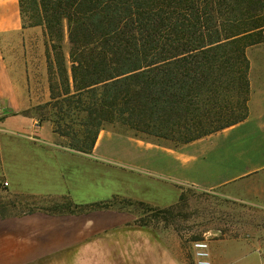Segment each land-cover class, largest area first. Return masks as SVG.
<instances>
[{
	"label": "trees",
	"instance_id": "obj_1",
	"mask_svg": "<svg viewBox=\"0 0 264 264\" xmlns=\"http://www.w3.org/2000/svg\"><path fill=\"white\" fill-rule=\"evenodd\" d=\"M19 3L23 28L42 25L47 36L51 92L47 105L63 106L77 98L88 113H96L89 122L95 132L76 147L80 151L91 153L101 130L108 126L178 148L248 116L251 63L247 50L263 42L264 0ZM66 39L70 65L63 52ZM62 86L64 90L59 91ZM62 106L58 113H63ZM181 189L180 201L168 208L136 202L169 217L186 199V190ZM52 204L54 210H30L87 214L135 203L116 194L98 202L77 204L67 199Z\"/></svg>",
	"mask_w": 264,
	"mask_h": 264
},
{
	"label": "crops",
	"instance_id": "obj_2",
	"mask_svg": "<svg viewBox=\"0 0 264 264\" xmlns=\"http://www.w3.org/2000/svg\"><path fill=\"white\" fill-rule=\"evenodd\" d=\"M24 30L27 29L23 28L19 0H0L2 98L14 100L22 90L5 62L3 40L7 35H22ZM261 64L264 66V60ZM255 85L251 80L249 114L243 121L178 148L148 141L144 147L133 143L143 155L139 159L126 153L121 157L126 163L118 162L120 155L112 149L116 139L110 135L100 134L93 152L87 155L58 144L55 133L37 118L0 113V186L14 195L55 200L69 196L81 178L85 181L89 177L96 184L99 176L103 180L109 178L110 182L105 183L112 186V179H119V167L127 164L130 173H137L138 176L132 174L144 186H148L145 180L153 176L168 189H174L178 199L182 185L202 190L228 189V196L237 199L240 196L232 193V186L249 178L264 177V85L258 91ZM222 138L226 141L219 142ZM105 141L106 148L101 149ZM205 159L212 165L208 176L199 177L187 171L193 163ZM125 191L129 193L127 198L150 203L135 196V190ZM255 196L254 204L264 208V192ZM122 218L114 210L87 214H55L43 209L12 212L0 202V264H54L72 259H97L98 264H190L180 239L155 237L142 228L128 229L125 236L98 237V255L68 254L72 248L88 245L96 232L125 224L126 221H120ZM210 246L213 264H262L264 260V252L250 239H218Z\"/></svg>",
	"mask_w": 264,
	"mask_h": 264
},
{
	"label": "rangeland",
	"instance_id": "obj_3",
	"mask_svg": "<svg viewBox=\"0 0 264 264\" xmlns=\"http://www.w3.org/2000/svg\"><path fill=\"white\" fill-rule=\"evenodd\" d=\"M25 29L27 30H24L22 35H7L3 40L2 49L5 62L10 68L16 83L22 85V90L14 100L8 97H0V113H20L26 117L37 118L48 130L55 133V140L58 144L85 153L76 149V147L83 145L87 141V137L89 135L91 137L95 132V127L90 125L89 122L95 119L96 113H88L83 108L85 105L77 104V98L70 100L71 104L66 103L63 106L56 104V102L47 105L51 101L50 69L46 46L47 36L42 25ZM69 50V41L66 39L63 43V52L68 65H70ZM247 55L251 63L250 84L251 80L253 85L255 81V88L258 91L264 85V81H261L264 72V66L261 64V60H264V39L262 43L248 48ZM61 83L62 81L59 79V86ZM71 89L74 90L73 83ZM62 90H64V86L59 87V91ZM61 106L63 107V113H58ZM60 115L63 117L57 121ZM120 130H123V128L117 127L114 129L112 126H108L100 132L101 135H110L116 139V142H113L112 149L113 152L120 155H116L119 163H126V160L121 158L126 153H130L139 159L142 157V150H138L134 144L144 147L145 141H156L155 137L143 136L145 139H140L134 137L129 131L123 133ZM224 141H226V138L219 140V142ZM107 143L105 141L101 149L106 148ZM166 143L173 144L170 141ZM91 153L86 154L90 155ZM211 168L212 165L208 159H205L193 163L190 170L187 171L195 176L202 177L208 176ZM121 169H124V171ZM130 172L131 170L127 168V164L120 166L118 170L119 179H112V186H107L105 183L110 182L111 179L109 178L103 180L99 176L97 184L91 181L89 177L85 181L81 178L77 189L69 193V196L56 198L55 200L14 195L0 186V202L5 203L7 210L12 212L25 211L31 208L54 210L52 208L53 202L62 203L67 199L82 204L111 199L116 195H112L113 192L125 197L129 194L125 191L127 188L135 190V196L145 198L150 202L145 203L159 209L168 208L171 204L180 201L174 189H168L157 178L150 176L149 181L145 180L148 186H144L142 180L133 175L138 176V174ZM124 175L126 177H123ZM141 176V178H145V176ZM241 183L230 188L233 190V194L240 196L237 199L228 196V189L202 190L195 186L182 185L186 190V199L181 202V207L176 209L174 214L169 217L159 216V213L155 211L150 212L147 210L146 205L143 206L136 202L140 200L131 198L135 203L134 206L113 209L121 213L123 218L120 221H126L125 224L102 233L96 232L88 245L80 249L72 248L68 251V254H71L72 257L78 254L98 255V237L125 236L126 231L133 228L145 229L155 237L180 239L190 264H192V242L198 239H207L210 243L218 239H250L264 252V208L254 204L257 192H264V177L258 180L249 178ZM134 184L137 185L136 188ZM140 224H146V226ZM54 264H98V260L85 262L73 259L71 261L61 260Z\"/></svg>",
	"mask_w": 264,
	"mask_h": 264
},
{
	"label": "built area",
	"instance_id": "obj_4",
	"mask_svg": "<svg viewBox=\"0 0 264 264\" xmlns=\"http://www.w3.org/2000/svg\"><path fill=\"white\" fill-rule=\"evenodd\" d=\"M192 264H213L210 242L199 239L192 242ZM264 264V260L262 262Z\"/></svg>",
	"mask_w": 264,
	"mask_h": 264
}]
</instances>
